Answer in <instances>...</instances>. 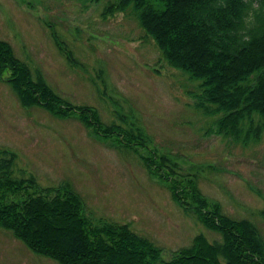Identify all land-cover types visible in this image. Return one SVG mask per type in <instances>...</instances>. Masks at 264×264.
Returning a JSON list of instances; mask_svg holds the SVG:
<instances>
[{
  "label": "rangeland",
  "instance_id": "374dc122",
  "mask_svg": "<svg viewBox=\"0 0 264 264\" xmlns=\"http://www.w3.org/2000/svg\"><path fill=\"white\" fill-rule=\"evenodd\" d=\"M107 1L0 0V40L32 76L38 71L68 103L94 108L105 124L125 127L133 122L141 127L150 147L169 152L181 173L197 176L203 196L217 201L223 214L251 221L264 241L259 216L264 209V132L259 143L246 147L214 134L218 115L205 116L192 105L197 82L164 62L130 8L102 17ZM45 23L79 66L66 63ZM0 147L15 154V169L22 177L32 176L38 188L68 185L81 198L87 217L127 224L160 249L161 260L190 245L195 235L219 240L173 203L133 153L96 140L75 118L58 119L40 107H22L4 79ZM136 150L146 153L138 146ZM0 264L57 263L33 254L0 229Z\"/></svg>",
  "mask_w": 264,
  "mask_h": 264
},
{
  "label": "trees",
  "instance_id": "16d2710c",
  "mask_svg": "<svg viewBox=\"0 0 264 264\" xmlns=\"http://www.w3.org/2000/svg\"><path fill=\"white\" fill-rule=\"evenodd\" d=\"M256 2L264 7V0ZM210 4L211 0H108L100 15L130 8L164 62L197 82L192 105L205 116L218 115L213 133L241 147L257 144L264 132V21L250 45L237 47L230 31L242 11V0H228L223 10H214ZM45 24L66 63L79 66L54 28ZM0 79L22 107L37 106L58 119L75 118L96 140L133 153L177 207L219 236L210 242L195 235L190 245L161 260L160 249L127 224L87 217L81 198L68 185L38 188L32 176L22 177L21 170L15 169V154L0 147V229L30 252L57 264H264V241L256 226L248 219L223 214L217 201L201 194L195 174L181 173L169 152L150 147L151 139L141 127L133 122L125 127L105 124L94 108L68 103L38 71L32 76L3 40ZM93 85L102 95L99 84L93 81ZM137 146L146 153H138ZM15 195L22 198L14 201ZM259 216L264 219V209Z\"/></svg>",
  "mask_w": 264,
  "mask_h": 264
},
{
  "label": "clouds",
  "instance_id": "9594fccd",
  "mask_svg": "<svg viewBox=\"0 0 264 264\" xmlns=\"http://www.w3.org/2000/svg\"><path fill=\"white\" fill-rule=\"evenodd\" d=\"M210 7L214 10L226 9L228 0H211ZM262 21L264 7L258 6L256 0H242V11L230 31L231 42L237 47L250 45L261 33Z\"/></svg>",
  "mask_w": 264,
  "mask_h": 264
}]
</instances>
